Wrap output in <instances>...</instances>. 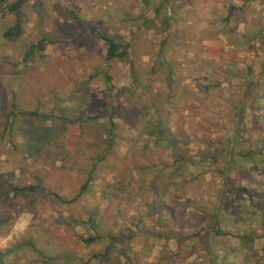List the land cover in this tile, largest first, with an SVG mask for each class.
I'll use <instances>...</instances> for the list:
<instances>
[{
    "label": "rangeland",
    "instance_id": "rangeland-1",
    "mask_svg": "<svg viewBox=\"0 0 264 264\" xmlns=\"http://www.w3.org/2000/svg\"><path fill=\"white\" fill-rule=\"evenodd\" d=\"M12 1L0 5V264H264V0H28L7 41ZM91 27L130 56L106 62ZM41 39L43 57L25 61ZM155 118L175 154L152 145ZM36 179L68 200L87 186L65 205L8 189ZM21 243L35 249L4 255Z\"/></svg>",
    "mask_w": 264,
    "mask_h": 264
},
{
    "label": "trees",
    "instance_id": "trees-1",
    "mask_svg": "<svg viewBox=\"0 0 264 264\" xmlns=\"http://www.w3.org/2000/svg\"><path fill=\"white\" fill-rule=\"evenodd\" d=\"M6 1L8 0H0V5H2L3 3H6ZM28 0H13L11 3L6 4L5 9H3L2 13L4 15H9V14H13L15 17V22L14 25L12 27L7 28L3 33H2V37L7 40V41H15L16 39L20 38L23 35V27H22V23L19 19L20 14H21V10L23 5H25L27 3ZM37 8H41V4L39 1H36V5ZM226 7V6H225ZM33 8H35L33 6ZM38 9V10H39ZM154 13H156V11L158 12L159 9L155 8ZM236 11V8L234 7H230L228 8V16L226 17V20L228 19V22L231 20V16H233V13ZM237 12V11H236ZM225 19V18H224ZM225 21V20H224ZM220 22V20H217L215 22V24L218 25V23ZM222 22V21H221ZM223 23V22H222ZM90 31L92 33L93 36H95L97 39L103 41L106 45V49H105V61L106 62H111V61H125L129 56H130V48L131 45L129 42H120L114 38L108 37L106 35L101 34L99 31H97L94 27L90 28ZM165 32H167V29L165 30ZM46 40L41 39L38 42H36L35 44H32L29 48V50L26 52L25 54V61L32 59L35 55V53L39 54V57H43L42 53L45 49V44H46ZM49 43V42H48ZM110 82V77L106 75V83L107 85ZM15 105L12 104L11 108L14 109ZM152 107V106H151ZM152 110V109H151ZM150 112V110H149ZM148 112V113H149ZM14 115L12 112L9 113V115L7 116V121L8 119H10V117ZM33 116L35 117H40L39 114H37V112H33L32 113ZM99 118V114L93 115V116H86L85 118H75L74 122H79V123H91L94 122L95 120H97ZM144 118H141L140 120V124H142V122H144ZM152 123V124H151ZM144 127L149 128L148 131L151 138L153 139L152 141V145L156 146V147H162V148H171L173 149V152L175 154V143L172 142L171 139H169L166 136V132H168L169 126H168V122L165 120H162L161 118H155L154 120L149 119L148 122H145ZM37 130H40L39 128H35ZM48 135L45 134V132L41 131V132H37V133H32V138H34V135H39V140L41 142L47 140V137L51 136L52 132L48 131ZM44 134L43 137H41V135ZM36 183L35 184H29V185H24V186H9L8 184V189L10 192H12L13 197L15 198L17 195L19 194H29V195H37V196H41V197H48L50 200H52L53 202H57L60 204H71L75 201L78 200V198H80L85 189H86V184H84L80 191L78 192V194L72 198V199H65L63 197H61L59 194L55 193V192H50L48 190H46L40 183L39 179H36ZM2 183V184H1ZM87 183V182H86ZM0 185H6V182H2L0 181ZM4 187V186H3ZM235 191L237 193H240L244 196L247 197V199L249 201H252L253 198V193L250 189H248L247 187H237L235 188ZM23 196V195H22ZM216 235L219 237L225 236L224 233L221 232V230H217L216 231ZM101 238V236L96 235V236H91L88 237L86 239H83V243L85 245H89L92 243H95L97 240H99ZM243 239L248 240L249 237L248 236H243ZM251 240V239H249ZM30 247L31 249H35V247L32 244H16L14 246H12L4 255H10V254H14L16 252H18L19 250H21L22 248H28ZM251 251V249L249 250ZM3 257V254L0 253V262L1 259Z\"/></svg>",
    "mask_w": 264,
    "mask_h": 264
},
{
    "label": "crops",
    "instance_id": "crops-1",
    "mask_svg": "<svg viewBox=\"0 0 264 264\" xmlns=\"http://www.w3.org/2000/svg\"><path fill=\"white\" fill-rule=\"evenodd\" d=\"M215 24V22H213ZM212 24V21L211 22H208L207 23V26H210Z\"/></svg>",
    "mask_w": 264,
    "mask_h": 264
}]
</instances>
